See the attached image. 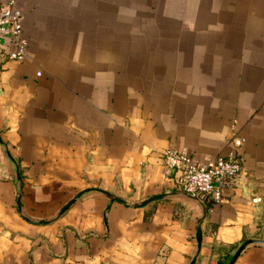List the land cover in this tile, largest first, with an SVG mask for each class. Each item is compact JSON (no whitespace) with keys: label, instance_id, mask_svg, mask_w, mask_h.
<instances>
[{"label":"crops","instance_id":"0c3cea01","mask_svg":"<svg viewBox=\"0 0 264 264\" xmlns=\"http://www.w3.org/2000/svg\"><path fill=\"white\" fill-rule=\"evenodd\" d=\"M14 1L28 45L0 54V264H228L264 239V0ZM234 135L223 199L180 192L160 152L210 164ZM233 264H264V244Z\"/></svg>","mask_w":264,"mask_h":264},{"label":"built area","instance_id":"2783aa9c","mask_svg":"<svg viewBox=\"0 0 264 264\" xmlns=\"http://www.w3.org/2000/svg\"><path fill=\"white\" fill-rule=\"evenodd\" d=\"M28 40L23 35L22 12L14 0L0 6V54L12 60H22L26 56ZM234 147L224 156H218L210 164H202L189 155L174 148L160 152L163 164L174 170L176 187L185 194L205 200L220 202L224 191L242 173V164L236 146L241 140L232 138Z\"/></svg>","mask_w":264,"mask_h":264},{"label":"water","instance_id":"95a60500","mask_svg":"<svg viewBox=\"0 0 264 264\" xmlns=\"http://www.w3.org/2000/svg\"><path fill=\"white\" fill-rule=\"evenodd\" d=\"M107 196L115 199V200H119V201H122V202H125V200L121 197H118V196H115L109 192H104ZM165 193H160V194H156L154 196H151L145 200H143L142 202H140L141 205H144L150 201H153V200H158V199H161L163 197H165ZM189 195V194H188ZM79 197V194L77 196H75L68 204H66L63 209L61 210V212L65 211L69 205L75 201L77 198ZM205 213H206V210L204 209L203 210V217L205 216ZM200 242H201V227L200 225H198V228H197V243H198V248L200 246ZM250 244H264V239H247L245 240L242 244H240L237 249L235 250V252L233 253L230 261L228 262V264H233L235 259L237 258V256L240 254V252L243 250V248H245L246 246L250 245ZM197 253V251H196ZM195 263V256L193 257V259L191 260L190 264H194Z\"/></svg>","mask_w":264,"mask_h":264},{"label":"trees","instance_id":"16d2710c","mask_svg":"<svg viewBox=\"0 0 264 264\" xmlns=\"http://www.w3.org/2000/svg\"><path fill=\"white\" fill-rule=\"evenodd\" d=\"M209 201V200H208Z\"/></svg>","mask_w":264,"mask_h":264}]
</instances>
